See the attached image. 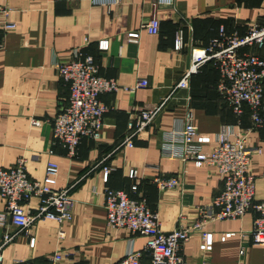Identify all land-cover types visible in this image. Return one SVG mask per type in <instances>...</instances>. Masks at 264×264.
I'll list each match as a JSON object with an SVG mask.
<instances>
[{
	"label": "crops",
	"instance_id": "crops-1",
	"mask_svg": "<svg viewBox=\"0 0 264 264\" xmlns=\"http://www.w3.org/2000/svg\"><path fill=\"white\" fill-rule=\"evenodd\" d=\"M0 8L7 12L0 14V22L15 25L10 32L0 30V168H10L22 159L28 177L40 180L51 161L57 165L55 188H71L70 221L61 225L36 221L2 248V264L40 263L57 251L62 264H115L130 245L139 250L141 238L106 228L105 188L134 198L130 187L135 185L162 232L195 222L197 210L221 191V182L211 168L163 157L162 134L177 130L187 109L197 132L209 138L221 125L246 128L249 119L242 115L239 124L235 123L229 108L212 90L218 74L208 66L189 78L187 90H172L189 63L188 43L205 47L219 27L226 35L242 36L249 27L263 25L264 1L173 0L172 6H155L153 0H118L106 9L88 0H0ZM151 17L159 22L156 35L142 28ZM178 28L185 46L175 52ZM128 34H137L135 42L129 41ZM74 48L91 56L98 76L114 80L118 90L99 96L110 108L102 117L99 140H82L76 157L69 159L62 148L52 144L49 122L68 97L56 66L68 60ZM140 79L146 80L145 88L129 92ZM159 104L161 111L133 139L132 147H119L127 122ZM30 119L38 120L39 127L30 126ZM247 147L259 151L251 158L249 172L255 181L254 200H262L264 128L248 136ZM103 168L108 169L106 175ZM129 170L135 172L133 180L127 177ZM157 177H177L180 185L158 192L151 182ZM37 205L31 199L24 209L33 213ZM2 213L0 201V240L4 232L13 233ZM252 217L250 212L240 219L205 224L201 232L211 234V250L199 252V234L193 233L179 254L186 264H264V247L251 245L248 238ZM224 234L231 236L221 241ZM30 239L32 247H28ZM140 263L148 261L143 258Z\"/></svg>",
	"mask_w": 264,
	"mask_h": 264
},
{
	"label": "built area",
	"instance_id": "built-area-1",
	"mask_svg": "<svg viewBox=\"0 0 264 264\" xmlns=\"http://www.w3.org/2000/svg\"><path fill=\"white\" fill-rule=\"evenodd\" d=\"M88 1L90 5L108 9L118 0ZM153 4L172 6L173 0H153ZM0 14L5 16L7 12L0 8ZM158 26V20L151 17L142 28L147 34L156 35ZM14 28L15 25L10 21L0 22L3 33ZM187 29L190 32V28ZM128 38L135 42L137 34H128ZM86 44L84 40L83 45ZM184 46L183 31L178 28L174 33L173 50L180 52ZM187 47L189 63L172 91L187 90L189 78L210 63L218 74L214 89L219 99L230 109L237 125L246 109L249 125L243 129L221 125L217 133L209 138L197 132L192 123L191 111L187 109L179 128L162 134L163 157L181 163L189 162L196 168H211L222 185L219 194L197 210V220L188 227L162 232L156 215L146 206L145 197L136 193L135 185L130 187L134 198L121 190H103L106 228L114 232L123 231L130 238L139 237L143 240L139 250L130 245L115 264H141L143 258L148 264H186L179 252L191 234H199V252H209L212 236L201 232L205 224L240 219L250 212L253 217L248 232L249 241L251 245L264 247V199L254 200L255 181L249 172L251 158L258 155L259 151L247 147L248 136L264 128V24L249 27L242 36L234 33L226 35L223 28L219 27L216 37L210 39L205 47L190 46V43ZM56 70L59 80L68 90V97L65 106L50 119L51 142L62 148L67 158L73 159L82 140H99L103 127L102 117L110 111L108 106L99 101V96L116 92L118 85L112 79L98 76L93 58L83 54L81 48L72 49L69 59L60 62ZM145 86L146 80L140 79L127 90L133 92ZM161 107L162 104L151 106L133 116L127 122L126 135L119 147H132L133 139L151 125ZM29 125L39 127L40 122L30 119ZM205 146L208 147L206 152ZM102 171L104 175L108 173L107 168ZM261 173L264 176V168ZM56 176L57 165L51 161L46 163L40 180L28 177L22 159L17 160L10 168H0V201L3 205L1 217L13 230V233L4 232L1 236L0 264L3 262L2 248L16 235L27 231L36 221L48 220L57 225L70 221L68 192L71 188H55ZM127 177L133 180L135 172L129 170ZM151 182L158 192L176 189L180 185L177 177H157ZM31 199H36L38 203L33 213L24 209ZM230 236L231 234H224L220 240ZM32 246L33 239H30L28 247ZM61 261L62 256L57 251L42 262L34 264H62Z\"/></svg>",
	"mask_w": 264,
	"mask_h": 264
},
{
	"label": "trees",
	"instance_id": "trees-1",
	"mask_svg": "<svg viewBox=\"0 0 264 264\" xmlns=\"http://www.w3.org/2000/svg\"><path fill=\"white\" fill-rule=\"evenodd\" d=\"M210 67V68H212V66H211V64L210 63H207V64H205L203 67H201V69H200V71H199V73L198 74H200L201 73V71H202V69L204 68V67ZM198 74H195V75H198ZM192 76H194V75H192ZM216 82H217V80H216ZM216 82H215V84H216ZM215 84L212 86V90L215 92V89H214V87H215ZM215 94H216V92H215ZM216 96H217V98H219L218 97V95L216 94ZM230 110V109H229ZM231 112V111H230ZM243 116L244 115H246L247 117H248V112H247V110L246 109H244V111H243V114H242ZM233 116V115H232Z\"/></svg>",
	"mask_w": 264,
	"mask_h": 264
}]
</instances>
